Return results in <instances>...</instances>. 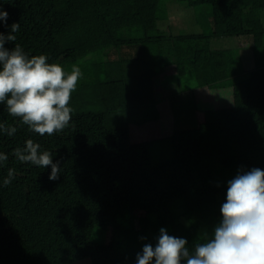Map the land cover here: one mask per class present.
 <instances>
[{
	"label": "trees",
	"instance_id": "trees-1",
	"mask_svg": "<svg viewBox=\"0 0 264 264\" xmlns=\"http://www.w3.org/2000/svg\"><path fill=\"white\" fill-rule=\"evenodd\" d=\"M164 1L0 0L8 13L0 33L20 25L6 49L19 44L29 58L46 55L82 74L72 119L52 136L30 131L0 103V122L17 128L13 136L0 132V152L9 157L0 165V264H137L161 228L194 251L214 238L229 181L264 170V0H181L208 7L212 18L213 35L193 36L171 33ZM240 34L252 39L250 71L238 52L210 46L213 37ZM173 65L180 79H196L203 89L189 95L197 102L192 109L187 101L129 98L131 72L156 88ZM235 83L245 84L240 106L194 115L204 104L212 109L213 100L204 99L209 89L223 96ZM155 121L162 134L132 141L136 125ZM188 123L197 126L175 127ZM28 139L59 161L58 180H49L50 166L12 155ZM9 168L15 177L4 186Z\"/></svg>",
	"mask_w": 264,
	"mask_h": 264
},
{
	"label": "clouds",
	"instance_id": "clouds-1",
	"mask_svg": "<svg viewBox=\"0 0 264 264\" xmlns=\"http://www.w3.org/2000/svg\"><path fill=\"white\" fill-rule=\"evenodd\" d=\"M8 13L0 10V21L7 22ZM10 33H0V103L6 104L10 116L44 136H52L68 127L72 119V93L81 78L78 66L70 72L56 63H48L46 55L29 58L19 44L8 50L6 42L16 40L20 25L13 23ZM0 132L13 136L17 128L0 122ZM40 145L28 139L12 155L22 163L42 168L51 167L49 180H58L59 161L53 162L49 152H40ZM0 152V165L8 160ZM15 177L9 168L3 185ZM222 221L215 228L214 238L196 244L194 251L188 241L170 236L160 229L153 247L145 244L137 254V264H264V170L253 168L230 180L226 202L222 204Z\"/></svg>",
	"mask_w": 264,
	"mask_h": 264
},
{
	"label": "rangeland",
	"instance_id": "rangeland-1",
	"mask_svg": "<svg viewBox=\"0 0 264 264\" xmlns=\"http://www.w3.org/2000/svg\"><path fill=\"white\" fill-rule=\"evenodd\" d=\"M164 5L167 10L166 23L170 25L171 33L175 36L212 35V18H210L208 7L202 6L201 9L193 8L186 1L181 0H165ZM251 43L252 39L249 34L217 36L210 40V46L213 49H230L238 52L241 67L249 71L255 65L253 49L251 46H248ZM143 73L144 70L139 71L138 75H142ZM136 74L137 71H133L127 78L129 98L135 102L149 103V105H152L153 103L156 104L158 100L163 99L166 104L170 100L179 105L187 101L191 104L189 107L192 109V105L197 102L195 98H191L189 95L195 92L198 97L203 90L198 88V81L196 79H192L189 76H184L180 79L178 76V68L174 65L166 69L163 79L158 80V86H155L156 88H148L150 79H140ZM243 84L235 83L233 87L224 91L226 94L223 96L220 92H213V89H209L212 93L206 94L204 99L209 103L213 100V104L210 103L212 109H208V105L204 104L198 110L194 111V115L199 119H206L212 115V112L215 110L213 108H234V106H240L242 103L238 101H244L246 99L245 84ZM180 90L185 91L178 92ZM166 91L168 96L164 95ZM181 106L184 107V105ZM196 126L192 123L175 125L176 128H195ZM163 129V124L157 121L150 122L146 125H136L131 132L132 141L139 142L147 138H157V133L162 134Z\"/></svg>",
	"mask_w": 264,
	"mask_h": 264
},
{
	"label": "crops",
	"instance_id": "crops-1",
	"mask_svg": "<svg viewBox=\"0 0 264 264\" xmlns=\"http://www.w3.org/2000/svg\"><path fill=\"white\" fill-rule=\"evenodd\" d=\"M173 34V33H172ZM174 35V34H173ZM213 35V34H212Z\"/></svg>",
	"mask_w": 264,
	"mask_h": 264
}]
</instances>
